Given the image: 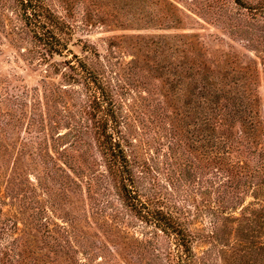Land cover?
I'll list each match as a JSON object with an SVG mask.
<instances>
[{"label": "rangeland", "instance_id": "1", "mask_svg": "<svg viewBox=\"0 0 264 264\" xmlns=\"http://www.w3.org/2000/svg\"><path fill=\"white\" fill-rule=\"evenodd\" d=\"M46 1L74 25L76 33L69 42L73 52L79 57L84 56L82 41H87L108 64L106 71L116 92V113L122 121L124 136L130 139L128 153L133 160L150 168L146 181L150 190H153V183H161L165 187L170 183L179 193L177 197L172 196V202L180 204L178 71L181 52L167 49L165 41L172 42L176 49L182 41L190 39L182 34L195 35V39L200 41L204 60L227 53L234 65H249L248 74L254 75L255 82L251 87L258 100L256 109L264 130V28L260 32L248 22L242 26L239 18L235 17L228 21L225 29L213 22V13L205 8L202 0H167V4L155 0L158 4L152 5L140 0ZM228 3L232 13L239 11L233 0H228ZM160 7L169 8L178 21L169 25L160 22L158 14L163 15L164 12L159 10ZM13 22L21 26L16 20ZM20 36V32L14 35L18 39L15 47L7 40H3L5 45H0V210L3 217L18 219L20 230L24 227L26 231L10 233L7 241L18 238L22 233V241L36 244L34 254L26 252L30 255L27 263L31 260L38 264L169 263L168 251H176L173 239L171 241L162 234L160 237L152 235L154 232L150 231L154 228L144 229L130 216L123 219L126 227L122 232L132 236V242L118 238V243L122 242L124 247L120 255L113 254L117 236L104 231L103 219L106 217L96 220L101 216L98 213L102 207H106V215L118 220L115 208L120 203L111 187V190H104L101 181L97 180L90 192L82 176L81 186L67 188H60L61 185L52 180L50 186L56 194L51 198L38 182L43 169L36 153L40 150L46 155L52 154L50 166L64 165L61 155L64 151L73 166L95 164L92 165L93 170L99 172L105 166H101L103 159L95 148V141L82 135L83 139L79 141L80 136H75L72 130L74 126L85 129L89 125V118L80 110V103L85 102L87 93L82 85L67 81L65 74L70 69L62 63L65 57L55 56L42 62L36 53L31 52L30 41L21 40ZM64 54L66 58L74 59L71 52L65 51ZM43 92L48 96L43 98L44 104L34 110V100ZM15 94L18 96L14 98ZM260 139L264 146V135ZM89 148L95 153V162L86 152ZM83 169L87 172L86 167ZM69 171L72 173L74 169ZM18 173L23 181L20 188L28 190L26 194L34 197L31 206L43 210L42 220L48 223V230L42 226L37 232L24 225L29 222L31 210L28 208L24 215L19 214L16 205L21 195L17 202L14 201L13 193H8L6 187L9 178L15 183L20 180H16ZM252 179L249 178L252 184L259 181ZM18 184L16 190L20 189ZM255 191L243 188L241 196L246 205L243 209L226 210V213H222L220 208L211 209L204 219H200L204 225H192L195 231L196 226L208 230L211 227L209 216L218 217L215 239L193 242V264H264V200H260ZM92 195L104 205L102 202L89 203ZM89 214L92 215L91 221ZM143 231L150 232L148 237L151 241L146 249L144 242L135 240L136 236L145 238ZM171 258V264H178L175 257ZM110 259L114 261L110 263Z\"/></svg>", "mask_w": 264, "mask_h": 264}, {"label": "trees", "instance_id": "2", "mask_svg": "<svg viewBox=\"0 0 264 264\" xmlns=\"http://www.w3.org/2000/svg\"><path fill=\"white\" fill-rule=\"evenodd\" d=\"M140 1L147 2L148 5L158 4L155 0ZM163 2L168 3L167 0H162ZM202 2L207 10L212 11L213 22L221 27L223 25L225 29L228 21L236 19L235 17L239 18V24L242 26L248 22L260 32L264 28V0H233V3L240 8L234 13L228 0H202ZM159 10H164L163 15L158 14V17L160 22H165V25L178 21L172 16L169 8L160 7ZM149 17L153 19L151 14ZM15 20L20 22L21 26L13 22ZM18 32L22 33L21 40L30 41L31 52L36 53L42 62L50 61L55 56L65 57L62 63L65 68L70 69V72L65 74L67 81L82 85L87 93L85 102L80 103V110L89 118V125H86L85 129L74 126L72 130L75 136H80L79 141L83 137L95 141V148L103 159L101 166H105L100 172L93 170L92 165L95 164L73 166L66 151L62 153L58 151L64 157V165L50 166L52 154L46 155V152L40 150L36 153L40 156L43 169L42 175L38 176V182L51 198L56 194L54 188L50 186L52 180L61 185L60 188H67L66 186L71 185L81 186L82 176L90 192L94 181L97 180L101 181L104 190H111V187L120 203L115 208V216L118 220H114L112 215L110 217L105 214L106 207L100 209L98 214L101 216L96 220L101 221L102 216L106 217L103 219V224L106 226L104 231L117 236L113 254L120 255L124 247L122 242L118 243V238L132 242V236L122 232V228L126 227L123 219L125 216H130L144 229L154 228V231H150L154 232L152 235L160 237L162 234L171 241L173 239L176 251L167 250V261H169L167 264H171L172 256L177 259L178 264H193L195 256L193 242L214 240L218 217L209 216L211 227L208 230L203 226H196L195 231L192 230V225H202V218L204 219L211 209L220 208L222 213H226V210L243 209L246 206L241 196L243 188L256 190L257 197L264 200V146L260 142L264 130L261 127L263 122L260 113L256 109L258 100L255 90L251 87L255 82L254 75L248 74L249 65H234V61L227 56V53L204 60L199 46L200 41L195 39V35L182 34L181 36L190 39L182 41L176 49L172 42L165 41L167 49L174 51L178 49L181 52L178 71L180 77L179 204L172 202V196L177 197L179 193L175 186L173 190L170 183L168 187L161 183H153V190L146 186L151 171L145 164L133 160L128 153L130 139L124 136L121 129L122 121L116 113V92L106 71L108 64L100 58L99 51L87 41L81 40L82 48L86 53L84 56L79 57L73 52L69 47V42L76 33L72 22L61 17L46 0H0V45H5L3 40H7L9 45L17 46L18 39L14 35ZM262 41L264 42V35ZM65 51L71 52L74 59L66 58ZM262 60L264 61V57ZM17 96L18 94L13 95L14 98ZM45 96L48 95L43 92L40 98H35L34 110L44 104ZM191 124L193 125L190 126ZM86 152L95 162V153H92L91 148ZM36 165L39 167L38 162ZM83 167H86L87 172ZM70 168L74 169L72 173L69 171ZM34 169L39 171L37 167ZM249 178L251 180L257 178L259 181L252 184ZM18 179H20L19 173L18 176L16 175V180ZM18 182L15 183V180L9 178L6 187L8 193L9 191L13 193L11 197L14 201L17 202L21 195L18 199L20 202H17L18 206L15 204L19 214L24 215L25 211L28 212V208L31 210L29 222L24 225L37 232L42 226L48 230V223L45 224L42 220L43 210L31 206L34 197L26 194L28 190L20 188L23 184L22 179ZM171 183L175 184L173 181ZM17 184L20 188L18 190H16ZM89 199V203L102 202L93 195ZM102 203L104 205V202ZM1 213L2 210H0V264L13 262L38 264L36 260L27 263L30 255L26 252L28 250L34 254L36 244L22 241V233L18 238L7 241L10 233L20 230L19 220L3 217ZM91 218L92 215L89 214L90 221ZM21 230L25 231V228ZM150 232H141L145 238L135 237L137 242H144L145 249L151 241L148 237ZM34 241L36 243V239ZM58 246L63 247L61 244ZM112 261L114 260L110 259V263Z\"/></svg>", "mask_w": 264, "mask_h": 264}]
</instances>
